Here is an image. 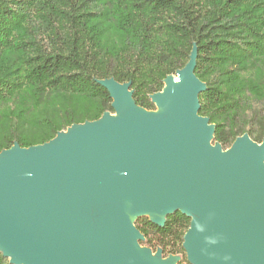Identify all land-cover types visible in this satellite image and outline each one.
I'll use <instances>...</instances> for the list:
<instances>
[{"label":"water","instance_id":"water-1","mask_svg":"<svg viewBox=\"0 0 264 264\" xmlns=\"http://www.w3.org/2000/svg\"><path fill=\"white\" fill-rule=\"evenodd\" d=\"M186 66L150 97L99 81L113 114L73 125L50 142L0 153V253L10 264H178L141 248L134 223L163 227L179 212L189 264H264V140L212 145L198 115L205 85Z\"/></svg>","mask_w":264,"mask_h":264},{"label":"trees","instance_id":"trees-1","mask_svg":"<svg viewBox=\"0 0 264 264\" xmlns=\"http://www.w3.org/2000/svg\"><path fill=\"white\" fill-rule=\"evenodd\" d=\"M196 48L200 117L223 150L264 140V0H0V153L44 145L94 122L112 99L99 81L129 84L136 106L182 70ZM260 106L255 109L254 105ZM190 219L134 223L141 247L189 264ZM0 264H10L0 253Z\"/></svg>","mask_w":264,"mask_h":264},{"label":"rangeland","instance_id":"rangeland-1","mask_svg":"<svg viewBox=\"0 0 264 264\" xmlns=\"http://www.w3.org/2000/svg\"><path fill=\"white\" fill-rule=\"evenodd\" d=\"M173 78H175V79H177V77L176 76H173ZM164 86H165V84H164ZM254 108L255 109H258V108H260V106H258V105H254ZM157 111V107H156V105H155V112ZM63 134H67V131H65V132H63ZM141 248H146V247H141ZM151 251V250H150ZM151 253H152V256H155V255H157L158 254V250L156 251V252H152L151 251ZM176 259H178V257H175ZM175 258H173V257H167L166 259H164V261H169V260H174Z\"/></svg>","mask_w":264,"mask_h":264},{"label":"bare ground","instance_id":"bare-ground-1","mask_svg":"<svg viewBox=\"0 0 264 264\" xmlns=\"http://www.w3.org/2000/svg\"><path fill=\"white\" fill-rule=\"evenodd\" d=\"M173 81H174L175 85H178V80L177 79H174Z\"/></svg>","mask_w":264,"mask_h":264}]
</instances>
